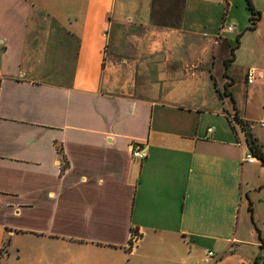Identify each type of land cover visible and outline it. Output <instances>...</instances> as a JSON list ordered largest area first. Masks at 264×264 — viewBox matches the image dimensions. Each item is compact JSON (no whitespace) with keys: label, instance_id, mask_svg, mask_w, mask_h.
Returning <instances> with one entry per match:
<instances>
[{"label":"crops","instance_id":"1","mask_svg":"<svg viewBox=\"0 0 264 264\" xmlns=\"http://www.w3.org/2000/svg\"><path fill=\"white\" fill-rule=\"evenodd\" d=\"M249 2L0 0V264H264Z\"/></svg>","mask_w":264,"mask_h":264},{"label":"built area","instance_id":"2","mask_svg":"<svg viewBox=\"0 0 264 264\" xmlns=\"http://www.w3.org/2000/svg\"><path fill=\"white\" fill-rule=\"evenodd\" d=\"M225 29L227 31H231V30L234 29V25L229 24V25L226 26ZM254 74H255V69L254 68H249L246 71V77H247L246 80H247L248 83H251V81L254 78ZM210 130H211V128H207L208 132ZM130 155H131V157H133L135 159H138V160H141V159L145 158L146 152H145V149H144V147H143V145H142V143L140 141H133L130 144ZM243 160L248 161V162H253L255 160V157L250 152H248L243 157ZM214 256L215 255H214V253L212 251H207L205 261H208V260L214 258Z\"/></svg>","mask_w":264,"mask_h":264},{"label":"trees","instance_id":"3","mask_svg":"<svg viewBox=\"0 0 264 264\" xmlns=\"http://www.w3.org/2000/svg\"><path fill=\"white\" fill-rule=\"evenodd\" d=\"M246 8L249 11L250 16H251L250 26L252 27L255 24L254 22L255 19L258 18L259 12L256 11L252 7L249 0H246ZM245 140H246V144H247L249 152L264 165V151L262 150L261 146L258 144L256 139L253 138L249 133H245ZM249 210H250V207H249ZM260 241L262 242V239H260ZM261 248L264 249L262 243H261ZM254 264H256V262H254Z\"/></svg>","mask_w":264,"mask_h":264}]
</instances>
